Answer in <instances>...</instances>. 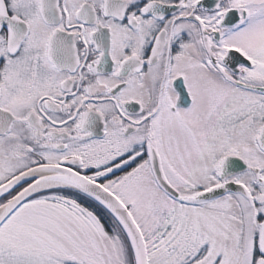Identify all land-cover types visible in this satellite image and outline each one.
I'll return each mask as SVG.
<instances>
[{
	"label": "snow or ice",
	"instance_id": "6c2138e0",
	"mask_svg": "<svg viewBox=\"0 0 264 264\" xmlns=\"http://www.w3.org/2000/svg\"><path fill=\"white\" fill-rule=\"evenodd\" d=\"M0 264H264V0H0Z\"/></svg>",
	"mask_w": 264,
	"mask_h": 264
}]
</instances>
